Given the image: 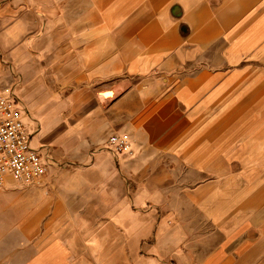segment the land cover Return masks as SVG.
<instances>
[{
  "label": "crops",
  "instance_id": "1",
  "mask_svg": "<svg viewBox=\"0 0 264 264\" xmlns=\"http://www.w3.org/2000/svg\"><path fill=\"white\" fill-rule=\"evenodd\" d=\"M6 86L0 264H264V0H0Z\"/></svg>",
  "mask_w": 264,
  "mask_h": 264
},
{
  "label": "built area",
  "instance_id": "2",
  "mask_svg": "<svg viewBox=\"0 0 264 264\" xmlns=\"http://www.w3.org/2000/svg\"><path fill=\"white\" fill-rule=\"evenodd\" d=\"M111 147L117 152L129 151L127 134L112 135ZM47 173V164L23 121V111L13 88L0 90V187L10 178L24 185L39 184Z\"/></svg>",
  "mask_w": 264,
  "mask_h": 264
}]
</instances>
